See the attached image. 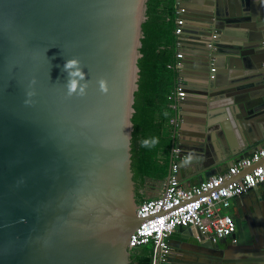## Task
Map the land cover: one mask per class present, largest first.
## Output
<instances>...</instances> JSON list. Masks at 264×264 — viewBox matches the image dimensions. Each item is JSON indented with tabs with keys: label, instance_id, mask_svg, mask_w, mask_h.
<instances>
[{
	"label": "water",
	"instance_id": "95a60500",
	"mask_svg": "<svg viewBox=\"0 0 264 264\" xmlns=\"http://www.w3.org/2000/svg\"><path fill=\"white\" fill-rule=\"evenodd\" d=\"M147 1L0 0V264H129ZM177 1L197 23L165 187L174 163L202 183L264 146V0Z\"/></svg>",
	"mask_w": 264,
	"mask_h": 264
},
{
	"label": "trees",
	"instance_id": "16d2710c",
	"mask_svg": "<svg viewBox=\"0 0 264 264\" xmlns=\"http://www.w3.org/2000/svg\"><path fill=\"white\" fill-rule=\"evenodd\" d=\"M176 11V0H148L147 18L142 24L131 150L139 202L145 199L140 191L145 178L165 179L169 171L177 104L174 92L180 76L175 68L180 51V36L175 31ZM129 264H152V245L131 252Z\"/></svg>",
	"mask_w": 264,
	"mask_h": 264
},
{
	"label": "built area",
	"instance_id": "2783aa9c",
	"mask_svg": "<svg viewBox=\"0 0 264 264\" xmlns=\"http://www.w3.org/2000/svg\"><path fill=\"white\" fill-rule=\"evenodd\" d=\"M176 3L175 31L180 36L185 23V8L179 5V1L176 0ZM178 44L180 45V42ZM183 58L184 53L179 51L175 64L179 73L182 70ZM215 70L216 68L213 67L212 72ZM174 97L177 104L186 97L180 76ZM263 158L264 146L251 155L238 159L226 171L215 174L192 187L182 185L177 176L178 166L174 163L165 191L139 203L137 215L143 221L131 234L130 252L151 244L152 264H166L172 252L169 237L179 227L198 229L216 242L234 234L237 227L236 220L225 210L231 206L234 198L256 187L264 188V164L254 167L241 180L228 183L226 181Z\"/></svg>",
	"mask_w": 264,
	"mask_h": 264
},
{
	"label": "crops",
	"instance_id": "0c3cea01",
	"mask_svg": "<svg viewBox=\"0 0 264 264\" xmlns=\"http://www.w3.org/2000/svg\"><path fill=\"white\" fill-rule=\"evenodd\" d=\"M182 5L186 7L187 4L182 1ZM193 23L196 24L197 22L186 18L184 24ZM187 34L188 32L184 31L180 41V51L184 55L185 51L192 45L190 43L191 38ZM222 42L230 44L231 40H223ZM211 67H215L216 71L218 70L217 65H211ZM210 69L212 71V68ZM181 82L187 96L186 82L183 77H181ZM173 122L175 125L176 116ZM219 136L215 135L214 137L216 144ZM156 180L158 179L149 177L146 180L145 178L143 185L145 199L158 196L165 191L166 187L156 183ZM196 184H199L198 178L193 177L182 185L192 187ZM225 212L232 215L236 220L237 227L234 234L216 242L209 236L202 234L198 229L177 228L169 237L172 252L166 264H264V188L259 186L234 198L231 206Z\"/></svg>",
	"mask_w": 264,
	"mask_h": 264
},
{
	"label": "clouds",
	"instance_id": "9594fccd",
	"mask_svg": "<svg viewBox=\"0 0 264 264\" xmlns=\"http://www.w3.org/2000/svg\"><path fill=\"white\" fill-rule=\"evenodd\" d=\"M77 62L74 61V60H71V61H65L64 63V70H65V73L67 74V76L69 77V89L70 91L72 90H75L76 87H77V82L72 80L71 77H72V72H69L68 69L69 67L71 66H74ZM83 79V77H81V80ZM145 144L147 143L146 141L144 142Z\"/></svg>",
	"mask_w": 264,
	"mask_h": 264
},
{
	"label": "rangeland",
	"instance_id": "374dc122",
	"mask_svg": "<svg viewBox=\"0 0 264 264\" xmlns=\"http://www.w3.org/2000/svg\"><path fill=\"white\" fill-rule=\"evenodd\" d=\"M141 192H143V188L140 190ZM144 193V192H143Z\"/></svg>",
	"mask_w": 264,
	"mask_h": 264
},
{
	"label": "flooded vegetation",
	"instance_id": "af4514ba",
	"mask_svg": "<svg viewBox=\"0 0 264 264\" xmlns=\"http://www.w3.org/2000/svg\"><path fill=\"white\" fill-rule=\"evenodd\" d=\"M137 186V185H136ZM145 196V195H144Z\"/></svg>",
	"mask_w": 264,
	"mask_h": 264
}]
</instances>
